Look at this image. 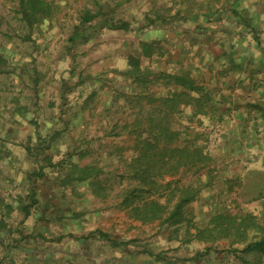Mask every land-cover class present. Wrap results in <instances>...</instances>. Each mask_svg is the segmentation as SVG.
<instances>
[{
    "label": "crops",
    "instance_id": "0c3cea01",
    "mask_svg": "<svg viewBox=\"0 0 264 264\" xmlns=\"http://www.w3.org/2000/svg\"><path fill=\"white\" fill-rule=\"evenodd\" d=\"M114 1L116 4L123 2L128 5L141 3L142 10L128 7L126 16L139 18L141 28L138 32L135 31L139 35L138 40L136 44H127L130 51L125 56L118 57L114 53L103 58L104 65H109L110 68L105 70L102 67L95 75L86 72L87 69L73 70L69 78L64 69L56 75L59 78L54 81L51 72L56 69L54 64L61 61L47 53L48 49L58 50L54 42L49 44L39 41L28 42L23 35L16 41H11V38L1 39L3 42L1 43L7 46V49L0 50V74L4 77L0 79V124H19L17 126L22 132L32 129L34 135L29 136L28 143L33 141L38 145L45 140V144L50 142V149L56 151L65 149L62 146L69 145L70 128L81 131L86 129V124L96 122L97 128L100 129L98 137H102L103 130L99 126L102 121L105 124H115L118 121L120 124H132L136 120V115L135 110L131 109V102L137 92L131 85L133 80L118 77L117 70L128 69V55L137 51L139 41L157 40L167 50L166 56L172 54L180 60L189 59L193 68L197 63L200 64L203 73L200 72L198 76L204 77L212 89L219 88L217 90L228 97L225 102L217 103L224 115L222 124H236L235 128L230 127L231 132L238 134V129H242L243 132L250 130L251 136L258 133L256 135H262L264 140V132L261 135L258 132L264 131V117L257 109V106L264 109V0ZM147 17H152L153 23H149ZM244 18L250 19V23L244 21ZM47 25L42 29L43 31L48 29L50 32ZM19 30L23 33L28 32L23 24ZM106 30L110 35L112 31ZM201 30L213 36L209 38L208 35H204L199 41L197 32ZM66 44L64 49L68 53L69 47L67 42ZM111 47L114 49L116 46L113 44ZM43 50L48 56L41 55ZM197 50L200 51L203 61L197 57L193 58ZM157 58L159 57L154 56L152 60ZM142 59L144 66L152 63L151 59L144 57ZM165 59L158 60L163 63ZM152 66L156 67L155 64ZM218 72H224L226 75L217 76ZM65 85H70L71 89L67 90ZM162 95L165 94L161 93ZM214 95L216 102L218 95ZM183 110L189 114L191 107ZM57 129L64 131V137L56 136L55 139H51V131ZM86 134L87 132L83 133ZM244 137H248V134ZM259 139H254V144L263 143V140ZM99 140L100 144L94 145L96 142L94 140L89 145L95 146L98 156H102L108 162L115 161L114 151L118 147L126 154L130 144L124 138L104 137ZM20 149L24 151V155H21L18 164V175L24 178L28 172L34 170L31 162L34 158L22 144ZM22 185V191L29 194L30 182H24ZM81 188L82 191L88 190L87 185ZM59 205L68 215L67 208L71 203L62 201ZM106 205L98 210L99 212L88 211L87 199L84 200L83 197V201L75 203L80 213L76 211L78 214L74 220L62 221L63 218L55 216L54 213V216L51 215L48 219L45 217L46 221H38L36 213H33L27 219L28 222L27 220L25 222L24 240L21 241V234L16 236V249H7L5 239L0 238L2 254L0 263L4 261V264H177L182 251L171 248L172 251L165 252L167 257H164L163 243L164 240H168V236L159 233L158 225L155 231L154 225L142 224L129 218L131 225L128 224V231L122 232L118 228L120 226L114 224L115 220L114 227L106 226L109 224L107 217L117 210L113 207L114 204ZM55 219L63 223L62 231L58 234H53L48 227V223ZM135 228L145 233H149V229L154 232L151 231L153 233L151 235L143 232L134 233ZM97 229L99 230L96 231ZM101 230L104 235L100 234ZM117 233L125 234L116 236ZM136 240H140L136 242L140 243V247L147 244L143 246L144 248L138 247L139 253L128 251L127 255L131 253L133 255L127 256V260L126 258L115 260V257H121L123 251L122 249L121 252L117 251L121 247L120 243H133ZM166 242L175 247L169 240ZM168 249L170 247H167ZM12 256L15 258L14 263L9 260Z\"/></svg>",
    "mask_w": 264,
    "mask_h": 264
},
{
    "label": "trees",
    "instance_id": "16d2710c",
    "mask_svg": "<svg viewBox=\"0 0 264 264\" xmlns=\"http://www.w3.org/2000/svg\"><path fill=\"white\" fill-rule=\"evenodd\" d=\"M19 2L17 15L20 22L27 27L28 42H34L33 31L44 34L47 29L43 31L42 28L47 24L49 27H55L54 22L59 9L56 2L49 0H20ZM110 3L109 0H103V2L95 0V7L98 11L87 9L80 14L78 24L75 25L72 36L68 38V53L73 50L77 42L85 43L88 38L87 34H90L91 37L94 31L103 33V30L106 29L126 30L131 28V22L126 16L119 19L114 15L123 2L117 3L114 8H108ZM152 17H147L149 23H153ZM244 21L250 23L248 18H244ZM87 24L88 26H86ZM197 34L199 41L204 35H208L209 38L213 36L204 30ZM166 54L167 50L159 41L141 40L137 51L128 55V69L117 70L118 77H127L133 80L131 85L134 86L137 93L131 102L133 107L131 109L135 110L136 115V120L132 124H120L119 121L115 124H105L102 121V124H99L100 128L105 131V137H116L124 132H129L130 136L134 138L131 156H125L122 148H118L117 152L114 151L115 161H120V165L113 172L116 181L111 179L109 176L111 174L107 175L104 172L103 165L104 163L108 165V160L100 156L95 161L90 157L89 153L91 152L87 147L90 146V142H86V134L79 139V144L74 145L76 148L79 147L74 151L78 155L76 160H73L76 154L72 155V150L68 151L71 159L67 163L63 161L56 163L53 161L55 155L48 154V166L41 167L40 171L36 168L27 173L30 193L25 196L21 193L16 200L18 202L16 211L23 218L20 220V224L25 223L33 213H37L39 210L37 206L41 197H39L37 186L40 178L45 177L46 169L57 171L59 167L63 168L67 164L68 173L62 179V186L67 187V190L61 188L57 192L59 195L57 194V197L52 200L54 201L52 215L56 213L55 216L64 217L66 213L64 208L59 213L57 211L60 201L58 199H60V194L64 198L68 197V186L73 181L86 183L94 195L104 198L109 196L108 192H114L119 188L118 192L114 194L116 202L113 207L128 212L132 219L142 224L158 225L159 233L166 234L169 241H174L181 227L186 226L187 232L184 241L187 244L203 242L215 245L228 240L232 250L234 246L239 245L242 246L239 249L241 253L256 251L264 254V214L262 218L249 212H243V210L234 214L224 205L215 212L206 228H197L196 226L195 232L190 230L192 219L187 211L188 206L198 200L203 190L209 187L216 179V175L219 174V169L215 164L216 159L210 155L206 146L199 143L202 134L200 132L194 134L191 131L192 124L196 120L203 125L202 118L209 117L212 120L217 118L219 122H222L224 115L220 112L217 103L225 102L228 97L217 90L219 88L212 89L204 77L198 76L200 72L203 73L200 64L197 63L193 68L189 59L187 61L186 58L180 60L172 54L168 56ZM154 56L159 58L152 60ZM143 57L151 59L152 63L144 66ZM196 57L203 61L199 50L193 56V58ZM163 58H166L165 62L168 67L162 66V63L159 62ZM154 64L158 65L153 68ZM223 73L218 72L217 76L226 75ZM65 87L67 90L71 89L70 85H65ZM160 92L165 95L161 96ZM214 94L218 95L216 102ZM189 107H191V112L187 114L183 108ZM257 109L260 112L258 113L264 117V109L261 106H257ZM174 124H178L179 128H174ZM90 125L92 124H86L87 131ZM73 130L74 128H70L69 134ZM99 132L98 128L96 134ZM258 132L261 135L264 131ZM54 133V130L50 133L52 135L50 137L53 139L56 137ZM190 133L194 136L192 137ZM256 134L251 136L252 140L262 136ZM96 138H93V141H96ZM76 139L75 141H78V137ZM259 140H263V138ZM41 145L48 146L45 144V140L36 146ZM49 150L48 153L53 154V151ZM35 162L39 167L38 160ZM183 173L188 176L187 179H183ZM206 174L208 176H204ZM167 176L170 178L168 179ZM234 181L237 182L230 176L225 178L224 184L228 186L229 192L233 190ZM263 197V192L260 191L255 199ZM57 201L58 204L55 203ZM70 209L71 206L67 208V211L69 212ZM14 210L13 205L3 204L0 210L1 216L4 217L1 221L2 227L8 225ZM57 213L61 214L58 216ZM44 216L45 213L41 210L37 214V218L40 220H43ZM23 240L22 232L21 241ZM241 260L243 264H249L245 257H241Z\"/></svg>",
    "mask_w": 264,
    "mask_h": 264
},
{
    "label": "rangeland",
    "instance_id": "374dc122",
    "mask_svg": "<svg viewBox=\"0 0 264 264\" xmlns=\"http://www.w3.org/2000/svg\"><path fill=\"white\" fill-rule=\"evenodd\" d=\"M19 1L20 0H0V28L2 27V29L0 30V34H2V36L0 35V50L7 49V46H4L2 44V38H11V41H16L21 39L22 35L26 36L25 38H27L28 36L27 33H23L22 30H19L22 24L19 20V16L17 15V10L19 9L18 6L20 3ZM49 1L56 2L59 6L55 19L56 21L54 22L55 27L50 26V32H48L47 29V31L45 30L46 32L44 34L33 33L32 38L34 42L39 41L43 44H49L54 42L57 45L58 50L53 48L52 50H47V53H51V56H56L58 59L61 60L54 64V68L56 69L53 68L54 71L51 72V77L54 81L59 78L56 75L58 73L60 74V71L64 69L65 73H67V76H69V78H71V73L73 74V70L75 69H87L86 72H91L92 75H95V72L100 70L102 67L105 70H108L110 68L109 65H104V60L102 59L108 56H112L114 53H116L118 57L119 55L125 56L130 51V49L127 48V44H136L138 40L139 35L138 33H135V31L138 32L141 28L140 20L137 16L134 18L127 17L129 22H131L130 29H108L112 31L110 35L106 33L107 30H103V33H98L94 31L91 37L90 34H87L88 38L86 37L87 39L85 43H81V41L77 42V44L73 47V50H70V53H67L64 47H66L67 45L66 42L68 43V38L72 36L75 25L78 24V18L80 14H82V12L86 11L87 9H94L98 11V9L95 7V0ZM109 1L111 3L109 4L108 8H114L116 6V2L114 0ZM101 2H103V0H101ZM140 4L141 3L132 5L131 3H129V5L125 4V6H120L116 10L114 15L116 18L123 19L122 17L125 18V16H127L128 7L140 8ZM140 10H142V8H140ZM86 26H88V24ZM5 42H7V40H5ZM113 44L116 46L114 49L112 47L110 48V46H112ZM51 46H53V44ZM45 52L46 51L43 50L41 55L48 56L45 54ZM165 60L162 61V66L168 67ZM2 78L4 79L3 75L0 74V79ZM156 88L158 89L160 87ZM1 109L4 110V107H2ZM91 118L93 119V114H91ZM202 120L204 122L203 125H201L195 120L192 124L191 131L194 134L195 132H200L202 134L199 143L206 146V149L210 153V155H212L216 159L215 164L219 169V174L216 175V179L212 182V184L203 190L198 200L188 206L187 211L192 219V224L190 225L192 228L190 227V230H192V232H195L194 228L196 226L197 228H206L215 212L219 210L220 206L222 208V206L224 205H226L227 208H229L234 214L243 210V212H249L259 218H262L264 214V197L257 200L255 199V197L260 191L263 192L264 196V140L263 143L254 144L255 141L250 139V130L243 132L242 129H238L237 134L230 131V127L235 128L236 124H222L218 121L217 118L214 120L209 118H202ZM100 121L101 120H99V122ZM90 124L92 125L89 126L88 131L87 129L81 131L79 130L80 132L74 130L73 132L71 131L72 133L69 134V145L72 149L69 148V145L62 146L65 149H58L60 151L52 149L53 154L48 153V150L50 149V147L48 146L51 145L50 142H48V146H36L35 142L33 141H31V143H28L30 142L29 136L34 135L32 129L22 132L17 126L19 124H0V210L3 204H11L15 208L14 212L12 213V217L8 221L9 223H7L8 225L6 227L3 226L4 228L1 226L2 228H0L3 229L0 231V238L3 237L5 239L4 244H8L7 249L17 248L16 236L24 232L25 225V223L20 224L22 216L18 211H16V208H18V202L16 200H18L19 194L23 193L24 196L26 195L24 191H22V184L24 182H28L26 177L23 178L18 175V164L21 160V155L24 153V151L20 149V144H22L23 147L26 148V151L32 157H34L36 161L38 160L40 164L39 167L36 166V162L34 159L31 162L33 163V168H37V170L40 171L41 167L47 165L49 155H55L53 156V161L56 163L62 161L67 163L71 159V156L68 154V151L72 150V155L76 154L75 158L73 157V160H76L78 155L74 151L77 150L79 147L76 148L74 145L79 144V139L84 136L83 133L87 132V143L93 141V138H96L98 136V134H96V130H98L96 122H92ZM31 125L38 126V124ZM173 127L179 128V125L174 124ZM57 130L58 131H55L54 134L58 138H63L65 134L64 131H62V129ZM101 134L103 135L101 138L105 137L104 130ZM245 134H248V137H244ZM253 134L255 135V133ZM190 135L192 137L194 136L192 133H190ZM75 137H78V141H75ZM52 138L53 137H51V139ZM110 138H124L127 142L130 143L129 148L126 149V154L124 155L129 157L133 154L131 146L133 147L134 138L130 136L129 132H124L120 136ZM261 138L263 137H260V139ZM99 139L98 137L96 138V142H94V145H97V143H101ZM87 147L88 149H90L91 152L89 153L90 157L93 160L97 161L100 155L98 156L96 147ZM117 151L118 149L116 150V152ZM119 165L120 161L118 160H110L108 162V165L106 163H104L103 165L104 172L107 175L111 174L109 176H111V179L113 181H116L115 174L113 172L115 171V168H117V166ZM66 166L67 164H65L63 168L59 167L57 171H54L53 169H46L47 173L45 177L40 178L41 180L38 181L37 190L40 194L39 197H41V200L39 205L37 206L39 210L36 213V216L37 214H39L40 210L43 211L45 213L43 220L51 217V210L53 209L54 202L52 200L57 197V192L60 191L61 188L63 190H67V187L62 186V179L68 173V168H66ZM204 176H208V174ZM228 176L237 181H234V187L231 192H229L228 186L224 184L225 178ZM182 177L183 179L188 178V176L184 173ZM104 178L107 177L104 176ZM167 178L169 179L170 176H167ZM85 185L86 183L73 181V183L68 186L69 195L67 199L60 194V199H58L60 200L59 204L62 201H68L69 203H71V209L68 212V215L67 213L64 214L62 221H64V219H75V215L78 214H76V211L79 212V209L75 207V203L83 201V197L84 200L87 199L86 207L88 211L92 210V212H99L98 210L107 206L106 204H115L116 198L114 197V194L118 192L119 188L114 190V192H108L109 196L107 198H104L94 195L89 188L88 190L82 191L81 187H85ZM115 186H117V183H115ZM59 204L57 205L59 206V208L57 209L58 213L62 209L60 208ZM52 216H54V214ZM129 218L131 217L128 212L116 210V212H113L107 217V219H109V224H107L106 226L113 225V220H115L116 222H114V224L120 226L118 228L122 232L123 230L128 231V226L131 225L128 221ZM3 219L4 217L1 216L0 213V220ZM37 220L40 221L39 218H37ZM117 220L120 221L118 222ZM62 224L63 223L59 222L58 219H55L53 222L48 223V227L52 230L53 234H58L62 231ZM100 226L103 228L102 225ZM21 227L23 228L21 229ZM36 227L40 228V226ZM153 228L156 231L157 226L154 225ZM186 228V226H182L179 234L175 237L176 239L174 241H170L171 244L175 247H171L166 242L168 241L167 239L164 240L163 243V254L167 251H172L171 248L176 251H182L183 255L180 253L181 257L177 264H243L241 257H245L248 260L249 264H264V254L256 251L245 252V254L241 253V250L239 249H241L242 246L239 245L234 246V249L239 251H235L234 249L232 250V248L229 247L230 242L228 240H225L215 245L206 244L203 242L187 244L184 241L187 232ZM135 229L136 230L134 231V233L139 232V234H141L143 232L144 234H153L151 233L152 230L150 229L148 230L149 233H145L144 231L139 230L137 228ZM98 230L99 229H97L96 231ZM101 232L102 233L100 234L104 235L103 230H101ZM124 234L125 233H117L116 236H123ZM138 241L140 240H136L133 243L127 244H121L118 241L121 247L117 251H123L121 257L117 256L115 257V260H124L125 258L127 260V256L133 255L132 253L127 255V252L130 250H132L133 253H139L138 247H140V243H136ZM141 241L144 243L143 240ZM146 244L141 245L140 248H144L143 246ZM167 247H170V249L167 250ZM0 256H2V254H0ZM164 257H167V255L164 254ZM9 260L10 262L14 263L15 258L12 256V258H9ZM0 264H4V261H1Z\"/></svg>",
    "mask_w": 264,
    "mask_h": 264
}]
</instances>
